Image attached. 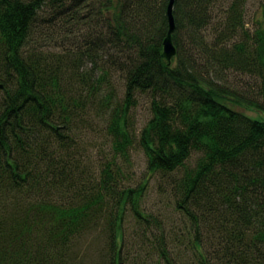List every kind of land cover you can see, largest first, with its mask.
<instances>
[{"label": "trees", "instance_id": "obj_1", "mask_svg": "<svg viewBox=\"0 0 264 264\" xmlns=\"http://www.w3.org/2000/svg\"><path fill=\"white\" fill-rule=\"evenodd\" d=\"M168 2L0 0V264H264V0Z\"/></svg>", "mask_w": 264, "mask_h": 264}, {"label": "rangeland", "instance_id": "obj_2", "mask_svg": "<svg viewBox=\"0 0 264 264\" xmlns=\"http://www.w3.org/2000/svg\"><path fill=\"white\" fill-rule=\"evenodd\" d=\"M259 0H248L247 2V12L250 14L253 10V8H255V4L258 2ZM250 16V15H248ZM248 16L246 17V19L248 18ZM247 114L249 115H253V116H261L262 114L257 113V112H253L250 110H244ZM133 119L134 122L137 126V129L141 128L147 117H148V112H147V107L145 104L140 103L139 105H137L134 110H133ZM264 117V116H263ZM131 171L130 174V181L131 183L134 185L137 182H140L141 180H143L144 178H148V184L146 185V187L144 188V192H143V196H142V203L146 204V213L150 214V216H148L149 220L152 219L153 216L156 215H162V216H172V218L170 220L173 219L177 220L178 216H176L173 212L172 209L169 205V201L166 199L165 194L162 193L161 190L157 189L155 187L156 185V179L154 177H148L149 173L146 169V158L145 155L142 151V149L138 146L137 143L134 144V147L131 150V163L129 165V168ZM159 202H164V204H160L157 205V203ZM126 219L130 222L133 221V215L132 212L127 211V216ZM126 229L129 230V224L126 223L125 224ZM89 244V239L88 238H84V241L81 240L80 241V247H84L86 248L87 254L82 251L80 249V252L83 254H86V256L84 257V259L81 262H90L91 261V252L92 250L89 252L87 249V245Z\"/></svg>", "mask_w": 264, "mask_h": 264}, {"label": "water", "instance_id": "obj_3", "mask_svg": "<svg viewBox=\"0 0 264 264\" xmlns=\"http://www.w3.org/2000/svg\"><path fill=\"white\" fill-rule=\"evenodd\" d=\"M173 3L174 0H169L167 4V18H168V30L167 34L163 40V53L162 55L168 60L171 61L172 57L175 55L176 50L172 42V32L175 27L174 17H173Z\"/></svg>", "mask_w": 264, "mask_h": 264}]
</instances>
